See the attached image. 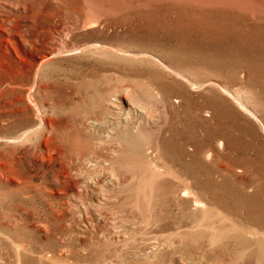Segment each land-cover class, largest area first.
Wrapping results in <instances>:
<instances>
[{
	"label": "rangeland",
	"instance_id": "obj_1",
	"mask_svg": "<svg viewBox=\"0 0 264 264\" xmlns=\"http://www.w3.org/2000/svg\"><path fill=\"white\" fill-rule=\"evenodd\" d=\"M70 22L73 44L101 42L110 51L56 57L38 73L34 101L28 100L39 55L52 38H64ZM172 69L185 77L176 78ZM176 80L188 89L199 118H211L215 128L208 137L196 119L197 145L187 148L199 155V168L168 166L178 167L174 172L187 176L193 190L182 210L200 214L211 207L217 225L264 234V0H0V264H19L20 254L21 264H237L241 245L233 240L210 250L192 239L177 238L171 247L155 227L142 233L143 189L168 212V176L158 180L157 191L118 185L102 172V188L90 181L91 170L80 176L68 158L74 117L90 105L93 83ZM187 107L183 101L181 112ZM39 115L44 131L17 138ZM179 119V129L190 134L189 117ZM52 121L61 130H53L55 140ZM151 169L152 163L137 168L136 182ZM180 213L175 207L170 216Z\"/></svg>",
	"mask_w": 264,
	"mask_h": 264
},
{
	"label": "bare ground",
	"instance_id": "obj_2",
	"mask_svg": "<svg viewBox=\"0 0 264 264\" xmlns=\"http://www.w3.org/2000/svg\"><path fill=\"white\" fill-rule=\"evenodd\" d=\"M28 1L23 0V4L27 5ZM72 25V22L63 25L64 38H60V36L52 38V45L45 47V51L39 55L40 59L35 68V79L28 85L27 89L26 97L28 100L34 101L38 73L44 66L53 62L56 57L70 52L110 51V48L101 42L87 41L73 44L69 41L70 33L73 30ZM17 26L20 27L21 25L18 24ZM16 31L14 33L19 35ZM41 47L42 45L39 44V47L34 50L38 51ZM14 48L16 49L15 46ZM123 53L130 54L131 52L124 50ZM139 54L142 56L149 55L144 51L139 52ZM172 72L178 79L185 77L179 70L172 69ZM176 81L175 85L173 83H156L154 85L141 81L126 85L111 83L106 88H99L94 85L97 82L93 83L95 90L90 96L92 100L90 105L79 111L80 115L74 117L76 119L74 137L70 142L68 158L72 166L77 167L80 176L86 177L88 170H91L95 179L91 178L90 181L93 185L102 188V172L118 185L132 186L137 183L138 186L151 190L157 188V191L160 187L157 184L158 180L168 176L169 180L165 183L166 186L163 191L164 205L169 209L168 212L163 214L162 209L164 207L157 197L155 201H151L153 192L148 196L147 190L143 189L145 192L143 199H147L148 202L139 206L140 216L145 222V225L141 227L142 233H148L149 226L155 227V232H160V236L170 237V240L163 241V243L171 247H176V242L179 239L180 243L192 239L204 243L203 245H207L210 250L211 248L223 250L233 240L241 245L236 256L237 264H264V234L261 233L260 228L249 229L244 226L231 231L229 226L217 225L211 207L203 208L200 212L201 215L194 209L182 210V206L189 201L187 198L193 190L189 188L191 185L187 176L180 177L174 172V169L178 167L168 166L174 163L180 167H189L191 168L189 169L190 172L196 167L199 168V155L196 151H189L187 148L188 144L195 147L197 145L198 125L196 119L201 120V132H204L208 137L215 132V128H213L211 118H199L198 108L194 105L188 89L181 85L179 80ZM183 101L188 104V109L184 113L180 109ZM38 111L43 110L39 108ZM188 111L192 114L190 115ZM180 116L189 117L191 125L186 127H189L190 134L184 135L183 130L177 126L178 121H184L179 119ZM39 117L41 118L40 115ZM156 121H158L157 124ZM44 129L45 120L41 118L39 121L31 123L22 136L17 138H30L34 134L43 132ZM54 129L61 131L52 121V138L55 140L58 138V133L53 131ZM220 142L223 143L222 140ZM53 149L55 150L53 151ZM53 149L52 152L61 154L58 148ZM103 154L105 155L102 156ZM162 161L167 165L166 169L159 168ZM144 163H152L153 169H151L150 174H143L141 179L136 182L137 168ZM116 164L122 168L119 174H116ZM73 182H75V178ZM192 183L195 182L192 181ZM141 195V193L137 195V201ZM194 201L198 202L197 199ZM175 207L179 213L182 210L180 218L170 216ZM218 213L221 217L227 216L221 210ZM160 215L162 216L158 218ZM246 217L251 219L253 216L247 213ZM137 219L134 217V220ZM253 224L258 225L259 223L254 222ZM155 237L158 238V235ZM250 238L252 241L248 242ZM156 245L162 247V241H158ZM21 259L20 254L19 264H21Z\"/></svg>",
	"mask_w": 264,
	"mask_h": 264
}]
</instances>
